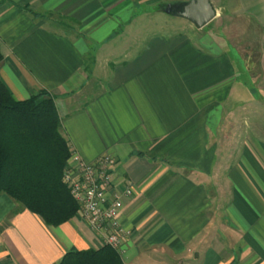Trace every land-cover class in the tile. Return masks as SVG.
I'll use <instances>...</instances> for the list:
<instances>
[{
  "label": "crops",
  "instance_id": "crops-1",
  "mask_svg": "<svg viewBox=\"0 0 264 264\" xmlns=\"http://www.w3.org/2000/svg\"><path fill=\"white\" fill-rule=\"evenodd\" d=\"M188 1L0 0V80L18 101L50 93L82 161L115 160V188H133L123 264H264V0H209L203 29L184 20L198 39L148 35ZM102 246L78 216L48 227L0 196V264Z\"/></svg>",
  "mask_w": 264,
  "mask_h": 264
},
{
  "label": "trees",
  "instance_id": "trees-1",
  "mask_svg": "<svg viewBox=\"0 0 264 264\" xmlns=\"http://www.w3.org/2000/svg\"><path fill=\"white\" fill-rule=\"evenodd\" d=\"M60 128L50 93L38 91L18 101L0 80V196L12 199L48 227L65 224L78 213L62 182L71 152ZM59 264L123 263L119 253L106 245L67 252Z\"/></svg>",
  "mask_w": 264,
  "mask_h": 264
},
{
  "label": "built area",
  "instance_id": "built-area-1",
  "mask_svg": "<svg viewBox=\"0 0 264 264\" xmlns=\"http://www.w3.org/2000/svg\"><path fill=\"white\" fill-rule=\"evenodd\" d=\"M115 170L116 162L110 156L86 163L71 152L62 182L78 205L77 216L99 236L103 246L118 251L126 234L119 217L124 209V198L133 193V188L127 184L121 190L116 189L113 184Z\"/></svg>",
  "mask_w": 264,
  "mask_h": 264
},
{
  "label": "rangeland",
  "instance_id": "rangeland-1",
  "mask_svg": "<svg viewBox=\"0 0 264 264\" xmlns=\"http://www.w3.org/2000/svg\"><path fill=\"white\" fill-rule=\"evenodd\" d=\"M59 20L60 19H58L57 17H54L53 19H51V23H56V24H63L64 23V22H62V20H60V21ZM229 20H231V24L233 26L234 18H229ZM219 23H220V21L216 20V26H218ZM228 23H229L228 26H230V22H228ZM213 24H215V23H213ZM195 30L196 29H194V30L190 29V24L188 22L184 21L183 19L161 13V15H159V17H156V23L153 26V28H149L148 35L156 34V36H158V34L159 35L163 34L164 36H167V35L172 34L171 36L173 38L177 37V38L182 39V38L192 37L194 39H198L199 37H201L202 34L198 33ZM205 30L207 31L208 34H210L212 36L214 34H216L217 35L216 38L219 40V43H221V44L231 43L232 45H234L233 41L235 40L236 35H235V30L233 28H206ZM243 31H245L249 35V39L250 38L253 39V37L255 35L254 30H249L248 28L244 29V30H240L241 33ZM244 35H245V33H244ZM146 41L149 42L150 37H147ZM252 63L254 64V62L249 61L248 65L251 67ZM254 65L252 67H254ZM105 81H106L105 77L101 76L99 74L95 78V80H92L89 84H90V86L95 88L96 84L102 83V82L105 83ZM77 215H78V213H77Z\"/></svg>",
  "mask_w": 264,
  "mask_h": 264
},
{
  "label": "water",
  "instance_id": "water-1",
  "mask_svg": "<svg viewBox=\"0 0 264 264\" xmlns=\"http://www.w3.org/2000/svg\"><path fill=\"white\" fill-rule=\"evenodd\" d=\"M166 14H172L178 18L188 21L197 29L201 30L214 20L216 13L209 0H189L173 10L171 6L165 9Z\"/></svg>",
  "mask_w": 264,
  "mask_h": 264
},
{
  "label": "flooded vegetation",
  "instance_id": "flooded-vegetation-1",
  "mask_svg": "<svg viewBox=\"0 0 264 264\" xmlns=\"http://www.w3.org/2000/svg\"><path fill=\"white\" fill-rule=\"evenodd\" d=\"M176 9H179V6H175V7L173 8V10H176Z\"/></svg>",
  "mask_w": 264,
  "mask_h": 264
}]
</instances>
